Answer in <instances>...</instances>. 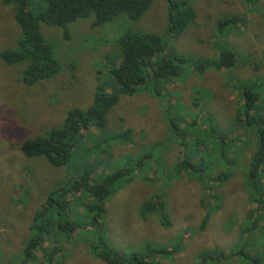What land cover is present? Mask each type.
I'll return each mask as SVG.
<instances>
[{
	"label": "rangeland",
	"instance_id": "obj_1",
	"mask_svg": "<svg viewBox=\"0 0 264 264\" xmlns=\"http://www.w3.org/2000/svg\"><path fill=\"white\" fill-rule=\"evenodd\" d=\"M28 1L34 11L43 5V0ZM187 1L196 18L178 37L166 34L168 0H153L137 20L120 14L100 26H91L92 16L76 18L64 27L41 24L60 68L49 79L30 86L20 81L23 63L8 65L0 58V264H21L25 239L37 231L30 229L33 218L49 208H43L49 193L55 199L64 198L72 209L69 219L78 226L45 236L46 248L57 246L54 258H43L39 250L28 264H106L93 254L99 231L108 249L124 255L142 253L145 243L166 248L177 244L176 252L160 264H200L202 253L211 258H205L206 264H264V203L262 207L251 203L245 184L255 140L253 136L248 140V132L234 122L242 100L236 80L258 79V107H264V0ZM220 18L235 21L226 31L219 30ZM127 30L156 33L166 39L169 51L186 59L213 62L226 46L235 51L236 59L233 66L219 71L209 68L201 74L186 63L173 78L120 96L107 113L104 128L83 132L81 140L89 146L80 153L82 166L88 160L108 173L118 166H131L132 159L148 149L152 155L147 160L149 180L144 181L141 169L133 167L130 181L111 194L99 225L93 227L91 213L79 204L83 193L71 189L77 165L58 168L43 157H25L20 145L60 125L71 107L92 103L96 84L109 83L112 59L119 60L118 39ZM19 34L11 5L0 0V51L13 49ZM188 129L194 132L188 134ZM104 132L102 140L111 152L107 160L97 157L92 148L97 139L93 136ZM213 133L225 139L222 158ZM176 136L188 140L184 146L191 144L189 152L205 160L208 175L199 178L191 172H176L173 164L183 153ZM197 136L205 143L194 148L191 141ZM219 171L229 174L226 182L216 181ZM208 180L210 194L205 189ZM161 196L167 222L158 213L142 217V202ZM215 250L226 256L220 253L216 259Z\"/></svg>",
	"mask_w": 264,
	"mask_h": 264
},
{
	"label": "trees",
	"instance_id": "obj_2",
	"mask_svg": "<svg viewBox=\"0 0 264 264\" xmlns=\"http://www.w3.org/2000/svg\"><path fill=\"white\" fill-rule=\"evenodd\" d=\"M152 1L43 0V5L34 11L30 8L28 0H2L3 4L11 5L20 34L15 47L0 51V58L8 65L23 63V69L19 72L21 73L20 81L28 86L33 85L38 81L49 79L60 68L53 45L41 32V24L64 27L76 18L92 16L91 26H100L120 14H124L129 20H137L149 8ZM167 12L166 34L170 37L180 36L196 18L194 8L187 0H168ZM234 21L235 18H220L217 20L216 28L226 31ZM118 43L119 60L112 59L113 63L108 73L109 83H106L107 85L96 84L92 103L85 108L71 107L66 111L60 125L51 127L35 137L27 138L20 145V151L25 157H43L51 166L58 168L77 165V169L71 175V179L73 178L71 189L83 193L84 200L79 199V204L85 212L91 213L93 227L99 225L104 213V203L111 194L130 181L133 167L141 169L144 181L149 180L147 173L151 165L147 163V160L152 155L148 149L132 159L131 166H118L108 173L101 172V166L97 168L95 163L88 160L82 166L83 163L79 162L80 153L89 146L85 144L86 141L81 140L83 132L94 127L104 128L106 115L120 96L133 95L139 87L150 82L158 84L165 79L173 78L181 73L186 63L192 65L195 73L201 74L209 68L219 71L233 66L236 59L235 51L229 46L221 48L217 59L213 62L186 59L181 53L174 52V50L169 51L166 39L153 32L127 30L119 37ZM236 88L242 100L236 109L234 122L236 121L235 124L240 129L248 132V140L251 136L255 140L254 150L247 162L245 184L251 203L262 207L264 203V107H258L260 83L258 79L236 80ZM168 122L175 127L172 119H168ZM190 125L194 126L193 123ZM188 130H191L188 134L194 132L192 129ZM124 135L126 138L130 137V130H125ZM95 136L97 139L93 140L92 148L96 149L97 157L104 160L111 159V152L108 151L109 145L104 144L105 140H102L106 136L105 132L99 136L95 134L93 137ZM212 138L220 144L219 158H222L224 156L222 144L225 139L214 133ZM177 141L183 153L181 159L173 164L176 172H191L192 176L199 178L208 175L209 166L205 160L200 156L198 158L193 156L195 151L189 152L191 144L187 143L184 146V142L188 140L177 138ZM191 143L196 148L204 145L205 140L197 136L192 139ZM228 178L229 174L224 171H219L216 175V181L226 182ZM210 184V180L205 184L208 194H210ZM46 206L52 210L49 212V208H44ZM43 208L33 218L30 229L37 231L25 239V246L19 256L20 261L23 262H20L21 264L33 261L39 250L43 258L48 255L53 259L57 246L46 248L44 246L45 236L46 238L53 237L54 232L59 233L63 229L73 231L78 226L77 221L69 219L68 213H71L72 209L68 207L64 198L55 199L52 193H49ZM56 212L60 213L56 215ZM139 213L142 217L158 213L162 220L167 222L162 196L143 201ZM255 220L256 218L253 222H256ZM204 226L205 224L199 227L203 229ZM104 243L105 240L99 231L93 254L106 264H160L165 257L176 252L178 248L177 244L166 248L157 244L145 243L142 253L134 252L131 255H124L111 251ZM215 252L216 259L220 253L221 256H226L218 250ZM171 256L175 258V253ZM205 258L209 257L202 253L200 264L208 262Z\"/></svg>",
	"mask_w": 264,
	"mask_h": 264
}]
</instances>
